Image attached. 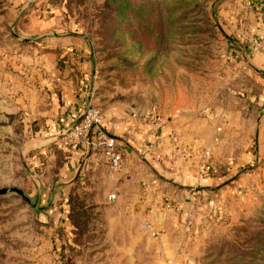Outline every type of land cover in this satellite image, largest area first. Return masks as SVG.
<instances>
[{
    "label": "rangeland",
    "instance_id": "rangeland-1",
    "mask_svg": "<svg viewBox=\"0 0 264 264\" xmlns=\"http://www.w3.org/2000/svg\"><path fill=\"white\" fill-rule=\"evenodd\" d=\"M13 1L0 0V189L17 188L33 200L38 191L39 206L49 207L35 212L15 195L0 197V264H98L110 213L92 200L113 190L86 178L56 183L63 152L31 145L30 114L46 101L44 94L39 101V87L47 89V77L40 51L16 28ZM62 2L60 30L74 24L90 40L92 105L155 107L161 114L174 107L191 123L177 132L170 163L194 166L199 159L184 153L210 150L214 177L208 191L196 188L185 220L195 231L186 264H264V47L256 40L263 14L257 20L248 12L243 29L228 23L230 13L245 14L240 0ZM247 49L255 51L251 66ZM106 178L108 184L114 179L108 169Z\"/></svg>",
    "mask_w": 264,
    "mask_h": 264
},
{
    "label": "crops",
    "instance_id": "crops-1",
    "mask_svg": "<svg viewBox=\"0 0 264 264\" xmlns=\"http://www.w3.org/2000/svg\"><path fill=\"white\" fill-rule=\"evenodd\" d=\"M43 1L14 0L12 4L13 12L19 16L16 28L25 33L24 40L33 44L35 51H40L41 72L45 71L47 77V89L42 84L39 87V101L43 94L46 101L38 102L40 105L29 116L35 134L31 145L37 149L45 147V152L56 146L63 152V161L58 160L59 165H63L54 175L56 183L74 185L86 178L90 183L102 181L105 186L112 187L116 200L110 199L111 194H102L92 200L104 204L102 213L107 209L110 213L107 212L108 226L102 231L107 240L103 242L102 256L101 250L98 253V257H102L98 264H186L185 252L195 235L192 222L185 221L190 217L187 214L189 204H194L198 198L196 188L205 187L208 191L207 186L215 173L211 165L200 171L197 165L170 163L172 146L180 135L177 132L188 129L190 116L183 112L178 115L174 107L166 114L158 112L164 127L153 135L147 117L150 109L99 108L101 127L115 139L124 160L121 170L109 184L100 150L86 151L83 146L73 152L63 150L60 137L79 120L87 106L96 102L93 94L95 59L90 40L76 31L77 25L69 24L65 30H60L63 20L58 15L65 2L56 0V3L37 8ZM240 7L246 10L245 14L237 17L234 12L230 13L229 24L238 22L241 26L244 24L243 29L248 28V12H254L257 20L263 14L264 19V0H240ZM256 40H263L264 47L263 27L261 37ZM254 54V49L244 51L246 66L252 65ZM56 59L61 63L55 64ZM91 139H95L94 134ZM160 158L165 161L159 162ZM178 188L183 190L181 198L185 209L182 212L177 210L182 208L177 205ZM65 214L63 211L61 216ZM152 232L158 237L154 238Z\"/></svg>",
    "mask_w": 264,
    "mask_h": 264
},
{
    "label": "built area",
    "instance_id": "built-area-1",
    "mask_svg": "<svg viewBox=\"0 0 264 264\" xmlns=\"http://www.w3.org/2000/svg\"><path fill=\"white\" fill-rule=\"evenodd\" d=\"M233 57L232 55H229ZM148 122L152 126V134H157L164 127V123L157 111V109L151 108L147 115ZM102 113L100 109L89 105L81 114L79 120L72 126V128L62 136L60 144L63 150L73 152L78 150L80 147H85L88 150H100L103 159L106 162L108 173L115 175L118 173L123 164V154L118 150L117 144L114 138L109 136L101 127ZM217 134L221 129H217ZM95 135V139H91V135ZM217 141V138H215ZM187 158L195 157L199 159L198 169L200 171L206 170L209 166L210 150L206 149L200 153L190 152L184 153ZM111 200H115V196H110Z\"/></svg>",
    "mask_w": 264,
    "mask_h": 264
},
{
    "label": "water",
    "instance_id": "water-1",
    "mask_svg": "<svg viewBox=\"0 0 264 264\" xmlns=\"http://www.w3.org/2000/svg\"><path fill=\"white\" fill-rule=\"evenodd\" d=\"M15 195L19 197L24 203L27 204L29 208L34 210L35 212H44L48 209L49 204L46 206H39L40 199H42L37 191L35 199L33 200L30 196L25 194L22 190L17 188H2L0 189V197ZM45 197V195H44ZM50 195L46 196L45 198L48 199ZM52 198V197H51Z\"/></svg>",
    "mask_w": 264,
    "mask_h": 264
}]
</instances>
